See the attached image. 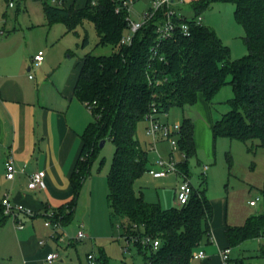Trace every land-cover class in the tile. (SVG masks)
Instances as JSON below:
<instances>
[{
  "label": "trees",
  "instance_id": "trees-1",
  "mask_svg": "<svg viewBox=\"0 0 264 264\" xmlns=\"http://www.w3.org/2000/svg\"><path fill=\"white\" fill-rule=\"evenodd\" d=\"M214 1L192 2L195 15L184 18L190 34L177 31L161 42L157 56L152 55L151 48L156 44L155 29L162 11L128 45L121 43L128 25L126 10L116 11L121 0H100L97 5L87 0L81 7L44 1L49 23L63 21L68 31H75L89 19L95 25L98 44L113 49L108 54L88 52L79 61L75 92L90 106L94 118L82 134L80 157L71 176L74 196L54 217L63 225L72 219L95 150L103 139L109 138L115 144L108 173L112 215L126 218L127 223L122 222L125 236L143 252L144 264H192L203 239L211 237L214 215V204L206 189L194 187L188 203L170 208L148 202L135 191L136 179L150 167L148 151L137 136L138 123L150 110L157 108L161 115L173 106L196 103L200 94L213 103L221 88L230 83L233 96L227 103L231 108L213 121L215 137L244 142L258 139L259 145L264 146V0H222L235 4V18L245 29L248 52L237 59L231 58L230 47L212 27L195 21L197 14ZM179 145L185 155L180 169L190 175L189 158L197 151L190 117L182 120ZM0 213L4 216L2 207ZM225 233L232 248L248 239H264V210L249 216L241 225H228ZM143 236L159 239V246L143 245ZM258 254L264 257V243ZM98 263L109 264L105 253L97 259ZM230 264H245V257H231Z\"/></svg>",
  "mask_w": 264,
  "mask_h": 264
},
{
  "label": "rangeland",
  "instance_id": "rangeland-1",
  "mask_svg": "<svg viewBox=\"0 0 264 264\" xmlns=\"http://www.w3.org/2000/svg\"><path fill=\"white\" fill-rule=\"evenodd\" d=\"M44 1L0 0V26L9 33L16 32L14 39L17 38L16 42L22 45L24 55H35L39 50H43L45 61L64 62L58 71L66 73L67 70L77 68L78 62L88 52H112L111 46L98 44L95 25L89 19L79 24L75 31H68L63 21L49 23L44 11ZM68 1L82 6L87 0ZM194 1L196 0L182 2L181 7L188 8V12H184H187L189 17L195 15V4H192ZM151 4L152 0H135L129 10L131 19L141 20L142 13ZM177 9L181 12L178 6ZM234 11L233 2L216 0L197 15H201L203 23L212 27L230 47L231 58L237 59L245 55L248 49L244 41L245 29L236 20ZM85 39L88 40L86 43ZM31 74L36 79L40 76L37 68ZM230 79L231 76H228L227 80ZM232 96V86L227 83L217 93L213 103H208L201 97L192 105L173 106L169 110V117L162 115L170 122L179 118L183 120L184 117L194 120L197 153L189 158V177L195 189H206L207 196L217 204L219 221L222 215H225L226 226L241 225L249 216L264 210V146L259 145L258 139L244 142L226 136L215 137L213 132L212 122L231 108L227 100ZM147 125L146 118L138 123L137 136L142 147L148 151L149 166L156 167L158 154L153 150L151 138L147 136ZM162 141L165 142L159 146L165 151L168 143L166 140ZM114 152L115 144L109 138L105 139L103 146L96 148L89 174L76 200L74 215L64 223L61 230L62 239L53 238L50 229L51 233L48 231L46 240L60 251L71 249L76 258L80 256L83 259V255L86 256V253L90 252L95 255L97 261L102 253H105L109 264H144L145 256L133 241H130L128 250H125L124 246L128 243L122 222L127 223V220L122 215H112L109 204L108 173ZM177 157L179 163L185 160L182 154H177ZM205 164H208L209 168L204 174ZM180 181L181 178L177 174L155 178L151 171L147 170L136 179L135 188L138 193L143 194L146 201L170 208L177 205L176 187ZM253 198L257 199V203L251 205L249 200ZM80 229L84 230L87 236L79 241L75 237ZM263 243L264 239L261 238L248 239L233 248L232 256L245 257V264H264V257L258 254ZM215 245V242L210 243L204 238L200 247L209 253ZM204 260L194 258L192 264H201Z\"/></svg>",
  "mask_w": 264,
  "mask_h": 264
},
{
  "label": "crops",
  "instance_id": "crops-1",
  "mask_svg": "<svg viewBox=\"0 0 264 264\" xmlns=\"http://www.w3.org/2000/svg\"><path fill=\"white\" fill-rule=\"evenodd\" d=\"M67 3L75 5L63 0V4ZM175 5L187 15L188 8L181 7L182 2ZM15 34L0 26V207L2 198L8 194L12 201L23 204L35 214L19 213L25 225L17 228L12 218L0 213V264H43L51 251L59 252L60 257L47 264H89L90 252L83 255V259L76 258L71 249L60 251L50 244L46 236L51 230L44 223L47 216L58 212L74 196L71 176L80 157L82 134L94 118L88 104L75 92L79 62L77 68L66 73L58 71L64 62H46L44 58L42 63L36 64L34 55H24L22 45L14 39ZM36 68L40 72L37 79L30 76ZM162 115V121H169ZM164 115L169 117V111ZM174 121L182 122V119ZM194 140L196 145L195 122ZM163 142L159 141L153 148L158 157L170 152L168 142L165 151L159 146ZM9 158H13L16 165L13 180L6 177ZM40 170L46 172V188L30 189V175ZM213 204L215 218L208 242L216 245L209 253L199 246L197 251L203 250L206 254L201 264H220V250L228 245L226 217L222 215L219 221L217 204ZM42 239L45 242L40 244Z\"/></svg>",
  "mask_w": 264,
  "mask_h": 264
},
{
  "label": "built area",
  "instance_id": "built-area-1",
  "mask_svg": "<svg viewBox=\"0 0 264 264\" xmlns=\"http://www.w3.org/2000/svg\"><path fill=\"white\" fill-rule=\"evenodd\" d=\"M135 0H121L119 6L116 8L117 12L121 10H126V17L128 20V25L125 28L122 37V44H131L134 40L137 32L153 17L162 11V16L160 17L159 22L157 23L155 32H156V44L152 46L151 51L152 55H158V49L160 48L161 42L164 40L173 37L177 31H181L186 35L190 34V26L187 20H184L185 17L190 18L182 11L179 12L176 2L180 3L184 0H152L151 6L142 13L141 20H132L129 14L130 6ZM52 4H63V0H50ZM92 5H97L100 0H90ZM13 4L12 2L10 3ZM178 19H183L179 21ZM197 24L203 23L202 16L197 15L195 17ZM45 55L43 50H39L34 55V62L40 64L44 61ZM32 77V75H30ZM89 106V105H88ZM90 108V106H89ZM167 114V113H164ZM162 115V114H161ZM146 119L148 120L147 125V136L152 140V147L155 148L156 144L159 141L166 140L170 145V152L167 156H159L156 161V167H150L149 170L154 177H163L169 174H177L180 176L181 181L176 187V200L178 205H184L188 203L193 192L194 185L192 184L189 175H186L182 172L179 166V159L177 154H182L180 145H179V136L181 134L182 122L179 121H162L160 115L157 111V108L150 110ZM185 156V155H184ZM209 168L208 164L203 166V173L205 174L206 170ZM148 170V171H149ZM16 174V165L13 158H9L6 162V177L13 180ZM28 187L30 189H44L46 188V172L44 170L36 171L32 173L29 177ZM251 205L257 203V199L253 198L249 200ZM2 212L4 216H10L14 220L17 228L24 227V221L19 218V213H25L27 215L33 216L35 213L26 208L23 204L15 203L12 201L8 194H5L1 202ZM45 225L52 230V237L57 239H62L61 230L63 229V224L60 219H57L53 215H49L45 218ZM87 235L84 230L80 229L75 237L76 240H81ZM127 239V238H126ZM130 241L133 239H127V245L124 246L125 250H128ZM45 240H40V244H43ZM134 242V241H133ZM143 245H149L153 243L156 248L159 246V239H152L149 236H143L141 238ZM232 254V247L225 246L220 250L221 262L220 264H230V258ZM60 257L59 252L51 251L44 258L43 264L52 263ZM206 257L205 251L200 250L196 251L194 258L203 259ZM95 255L92 253L88 254V260L90 264H96Z\"/></svg>",
  "mask_w": 264,
  "mask_h": 264
},
{
  "label": "water",
  "instance_id": "water-1",
  "mask_svg": "<svg viewBox=\"0 0 264 264\" xmlns=\"http://www.w3.org/2000/svg\"><path fill=\"white\" fill-rule=\"evenodd\" d=\"M105 143V139H103L100 143V146H103V144Z\"/></svg>",
  "mask_w": 264,
  "mask_h": 264
}]
</instances>
